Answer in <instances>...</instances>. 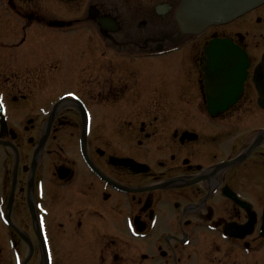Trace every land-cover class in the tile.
<instances>
[{
  "label": "flooded vegetation",
  "instance_id": "af4514ba",
  "mask_svg": "<svg viewBox=\"0 0 264 264\" xmlns=\"http://www.w3.org/2000/svg\"><path fill=\"white\" fill-rule=\"evenodd\" d=\"M114 1L0 0V264H264V2Z\"/></svg>",
  "mask_w": 264,
  "mask_h": 264
},
{
  "label": "rangeland",
  "instance_id": "374dc122",
  "mask_svg": "<svg viewBox=\"0 0 264 264\" xmlns=\"http://www.w3.org/2000/svg\"><path fill=\"white\" fill-rule=\"evenodd\" d=\"M144 1H146L147 4L149 5V6H147L145 4L143 5L145 10H146V13L149 14V16H150L149 21L153 25H159L162 22V20L159 17H157V15L154 14V12L151 10L150 5L153 7V5L155 3L162 1V0H144ZM141 2H142V0H123L120 3V0L117 2L115 0L113 5H114L115 10L122 16L121 17L122 21H126V19L123 17L125 15H122L121 11L126 10V12L129 15H134L137 17L138 16L137 12H139V14H141V12H142V9L140 8L142 6ZM63 4L64 3L61 4V7L64 8L63 11L66 12L67 16L72 15V14H76L77 16H75V17H82L85 14L84 9H83L84 5H81V3H78L79 5L76 6V9H75L76 13L74 11L70 10V5H68V4L63 5ZM119 10H121V11L119 12Z\"/></svg>",
  "mask_w": 264,
  "mask_h": 264
},
{
  "label": "water",
  "instance_id": "95a60500",
  "mask_svg": "<svg viewBox=\"0 0 264 264\" xmlns=\"http://www.w3.org/2000/svg\"><path fill=\"white\" fill-rule=\"evenodd\" d=\"M262 1L263 0H251V4L253 6L254 4H257V3L262 2ZM104 19H106V18H100L101 21H103Z\"/></svg>",
  "mask_w": 264,
  "mask_h": 264
}]
</instances>
